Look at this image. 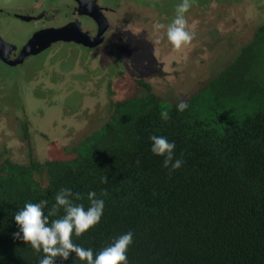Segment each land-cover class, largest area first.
<instances>
[{"label": "trees", "instance_id": "obj_1", "mask_svg": "<svg viewBox=\"0 0 264 264\" xmlns=\"http://www.w3.org/2000/svg\"><path fill=\"white\" fill-rule=\"evenodd\" d=\"M139 83L144 94L115 103L73 157L0 163V264H38L43 252L13 236L14 215L41 200L48 201L47 215L61 188L80 193L82 199H71L85 209L89 192L104 200L100 222L72 236L94 255L131 231L128 264H264V24L219 74L182 100ZM181 101L188 104L183 112ZM23 129L29 135L26 123ZM152 135L175 144L179 169L170 172L151 152ZM64 214L61 208L49 219ZM55 264L86 261L72 253Z\"/></svg>", "mask_w": 264, "mask_h": 264}, {"label": "rangeland", "instance_id": "obj_2", "mask_svg": "<svg viewBox=\"0 0 264 264\" xmlns=\"http://www.w3.org/2000/svg\"><path fill=\"white\" fill-rule=\"evenodd\" d=\"M115 1L126 3V0ZM181 2L132 0L125 4L121 15L126 25L125 32L120 34L121 37L125 34L122 47L131 54L136 73L151 81L153 91L170 101L191 95L219 74L238 55L241 46L252 40L257 25L264 22V0H191L192 7L185 18L194 38L177 51L167 41L166 28ZM0 3L18 6L21 2L0 0ZM22 24L1 15L0 33L12 40L15 34L24 32ZM157 24L165 27L157 29ZM51 50L31 56L22 68L0 61L1 140L14 139V145H10L14 148L12 157L19 163L25 164L32 155L38 157L40 142L44 145L42 158L73 157L72 148L105 124L113 100L145 91L138 82L139 77L119 76L115 72H106L103 77L98 75L95 80L86 77L85 62L78 66L69 54L64 59H54L58 67L53 71L48 67ZM42 61L45 65L41 67L47 66L46 69H33ZM59 61L64 65H57ZM77 69L79 72L66 81L64 70L69 74ZM113 76L115 81H111ZM192 84L194 87L190 89ZM25 122L30 131L31 153L22 132ZM6 155L5 147L0 163Z\"/></svg>", "mask_w": 264, "mask_h": 264}, {"label": "flooded vegetation", "instance_id": "obj_3", "mask_svg": "<svg viewBox=\"0 0 264 264\" xmlns=\"http://www.w3.org/2000/svg\"><path fill=\"white\" fill-rule=\"evenodd\" d=\"M14 1L15 2L19 1L21 3L18 6H12L9 3H4V4L0 3V16L6 15L8 21L15 20V21L20 22L21 24L23 23L22 25L25 26L24 32L22 34H19V33L15 34L12 37V40H7L0 33V39L3 41L4 45H7L6 46L7 50L5 49L4 54L6 55L8 54L10 61H14L18 59L21 53V50L24 48L25 45L28 44L30 39L36 33H39L43 30H48L51 28L64 29L65 34L68 38H76V37L80 38V35H83L82 37L85 38L84 39L85 43L82 40H76V39L57 40L56 42H53L49 47H47L45 50H51L55 48L49 52L50 54L49 61L48 59L44 60V61H48L49 63L48 67L51 68L53 71H55L56 67H58V66H55L53 62L54 59H57V58L64 59L67 56V54H69V56L74 57V62L77 63L78 66L81 65L82 62H85L86 65H83L84 69L87 72L85 76L93 77V80H95V78L98 75H101L103 77L102 74H105L106 72L107 73L115 72L119 76L127 77L129 75L132 77H139L137 78L138 82L143 80L149 83V85L151 86L153 90V84L150 83L151 81L150 82L147 81V79L140 77L138 75V72L136 73V70L134 69V66L131 63V59H133L131 54L127 53L125 49H123L122 47L123 43H125L124 42L125 34L123 35V37H121L120 34L125 32L126 25L123 23L125 19H122L121 15H122L123 7H125V4L127 2L130 3L132 0H126V3L123 5L120 2H116L115 0H110L112 2H109L107 0H26V2H24V0H14ZM262 24H264V22L259 23L257 25L255 32L258 30V28ZM254 34H253V37H254ZM70 46H73L75 48H66ZM106 47L110 49L111 54ZM83 50H88L91 53L88 54ZM31 56H34V55L27 56L22 63L17 64V65L8 64L2 61L1 59L0 61L7 66H11L17 69L19 67L22 68L26 64L25 62ZM122 61L123 62L126 61V62L123 63ZM176 63L177 62H172V64L174 65ZM60 64L62 65L63 63L59 61L57 65H60ZM42 65H45L43 61L35 65L33 69L35 67H40L43 69L47 68V66L41 67ZM89 65L94 69V71L91 70ZM77 71L79 72V69L68 74L64 70L62 74H65V80L67 81L68 77L72 74H76ZM21 78H19V80H21ZM108 78L109 76H106L105 80L108 81ZM111 81H115V76L111 77ZM110 86H111V83H110ZM192 87H194V84L189 86L190 89ZM143 88L145 89L144 86ZM192 92H195V90ZM155 93L158 94L157 92ZM142 94H144V91L138 94L124 97L123 99L113 100L112 110H113V106L115 105V103L125 100L129 97L142 95ZM111 114H112V111L109 117L111 116ZM108 119L104 123H106ZM1 129L2 127H0V154H2V150L5 149V147L7 150V155L1 160V162L6 161L8 159L14 162H17L12 157V154H13L12 152L14 148L10 147L11 144L14 145L15 143L14 139L12 138L11 140L4 139L6 141L1 140L3 139L2 138L3 133H1ZM22 130H23L22 132L24 134V138L27 140L28 148H30V153H31L32 144H30L29 127H28L29 135L25 134L23 127H22ZM77 145H75L72 148V151H71L72 154H74V148ZM43 146L44 145L40 142L38 145V149H39L38 157H34L32 155L30 157V160L26 162L27 164L32 160V158L42 161V162H45L48 160H54V159H66V158H51V157L42 158L41 156L43 155L41 154H42ZM43 180H45V175H44Z\"/></svg>", "mask_w": 264, "mask_h": 264}, {"label": "clouds", "instance_id": "obj_4", "mask_svg": "<svg viewBox=\"0 0 264 264\" xmlns=\"http://www.w3.org/2000/svg\"><path fill=\"white\" fill-rule=\"evenodd\" d=\"M192 7L191 0H182L176 6V15L166 28V37L174 50L179 51L189 45L194 38V33L188 29V21L185 13ZM157 29H163V24H157ZM188 108L186 101H181L177 105V110L183 112ZM161 119L168 121L169 112H161ZM151 152L157 156H163V166L169 171H175L182 166L183 160L174 159L175 144L169 142L164 136L152 135ZM107 177L101 179L102 183H107ZM102 195L106 193L102 192ZM72 197L82 199L80 193H73L71 189L61 188L55 196V203L45 215L44 209L48 204L47 200L39 203H25L24 207L14 215L18 231L13 234L15 239L22 240L37 252H43V257L38 264H55L56 258L68 260L70 254L75 253V257L86 264H128L127 251L133 243V233L131 231L120 235L114 243L103 248L94 255L92 249H85L73 243L72 236L80 237L89 229L95 227L101 220L104 210V200L97 199L94 191L88 193L90 207L84 208L82 204H74ZM63 208L64 215L50 221V217L56 216L57 212Z\"/></svg>", "mask_w": 264, "mask_h": 264}, {"label": "water", "instance_id": "obj_5", "mask_svg": "<svg viewBox=\"0 0 264 264\" xmlns=\"http://www.w3.org/2000/svg\"><path fill=\"white\" fill-rule=\"evenodd\" d=\"M83 35H80L79 37L76 38H68L65 34L64 29H48V30H43L39 33H36L33 35V37L30 39L27 45L24 46V48L21 50V53L18 57V59L14 61H10L8 54H4L5 49L7 50L6 46L4 45L3 41L0 39V59L8 64L11 65H17L20 64L24 61V59L27 56L30 55H36L43 50H45L47 47H49L53 42H56L57 40H82L83 42L85 41L82 37ZM85 43V42H84Z\"/></svg>", "mask_w": 264, "mask_h": 264}]
</instances>
